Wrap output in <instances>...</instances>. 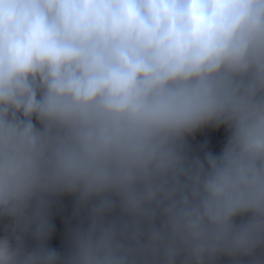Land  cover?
<instances>
[{
	"label": "clouds",
	"instance_id": "obj_1",
	"mask_svg": "<svg viewBox=\"0 0 264 264\" xmlns=\"http://www.w3.org/2000/svg\"><path fill=\"white\" fill-rule=\"evenodd\" d=\"M0 221V264H264V0H0Z\"/></svg>",
	"mask_w": 264,
	"mask_h": 264
},
{
	"label": "trees",
	"instance_id": "obj_2",
	"mask_svg": "<svg viewBox=\"0 0 264 264\" xmlns=\"http://www.w3.org/2000/svg\"><path fill=\"white\" fill-rule=\"evenodd\" d=\"M227 138L226 130L221 127L219 129L205 128L197 132L193 137L189 138V143L194 150H198L200 146L207 145L208 151L213 154H219L222 150ZM65 211L54 215L53 223L55 225L54 233L49 241V245L56 250H62L65 245V224L64 218L71 214V200L65 198L63 201ZM7 221H0V236L5 235V227Z\"/></svg>",
	"mask_w": 264,
	"mask_h": 264
}]
</instances>
